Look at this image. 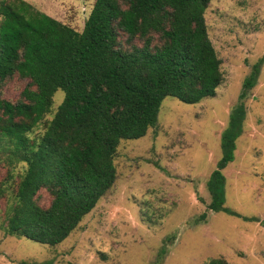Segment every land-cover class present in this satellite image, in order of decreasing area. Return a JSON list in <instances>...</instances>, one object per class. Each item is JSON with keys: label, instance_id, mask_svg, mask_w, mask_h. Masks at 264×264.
<instances>
[{"label": "trees", "instance_id": "trees-1", "mask_svg": "<svg viewBox=\"0 0 264 264\" xmlns=\"http://www.w3.org/2000/svg\"><path fill=\"white\" fill-rule=\"evenodd\" d=\"M210 2L95 0L78 31L26 0H0V82L14 74L30 80L17 102L0 98V162L25 165L6 233L62 243L115 184L120 143L157 124L165 97L196 104L216 95L223 72L207 29ZM263 62L252 66L221 134L222 155L207 181L209 210L239 216L225 205L223 171L235 159L245 99ZM58 89L62 102L43 134L32 137ZM41 189L51 196L47 207L37 201Z\"/></svg>", "mask_w": 264, "mask_h": 264}, {"label": "rangeland", "instance_id": "rangeland-1", "mask_svg": "<svg viewBox=\"0 0 264 264\" xmlns=\"http://www.w3.org/2000/svg\"><path fill=\"white\" fill-rule=\"evenodd\" d=\"M26 1L78 31L95 2ZM205 18L223 72L216 95L196 104L165 97L157 124L145 136L120 143L115 184L62 243L50 246L6 233L25 165L0 162V187H5L0 190V264H204L215 257L228 264H264V62L245 99L235 159L223 171L225 205L239 216L209 210L207 187L222 155L230 111L252 66L264 57V0H211ZM119 39L126 48L132 43L123 34ZM29 84L14 74L0 82V98L17 102ZM63 98L58 89L32 137L43 134ZM36 198L44 207L51 202L45 189Z\"/></svg>", "mask_w": 264, "mask_h": 264}]
</instances>
